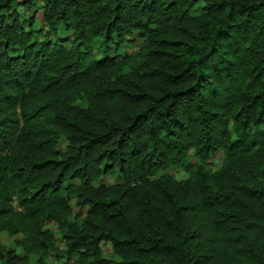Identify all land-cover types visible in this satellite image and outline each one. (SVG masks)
Instances as JSON below:
<instances>
[{
    "label": "trees",
    "instance_id": "1",
    "mask_svg": "<svg viewBox=\"0 0 264 264\" xmlns=\"http://www.w3.org/2000/svg\"><path fill=\"white\" fill-rule=\"evenodd\" d=\"M0 234V264H264V0H0Z\"/></svg>",
    "mask_w": 264,
    "mask_h": 264
},
{
    "label": "rangeland",
    "instance_id": "2",
    "mask_svg": "<svg viewBox=\"0 0 264 264\" xmlns=\"http://www.w3.org/2000/svg\"><path fill=\"white\" fill-rule=\"evenodd\" d=\"M38 39H40V37H38ZM130 51H133V50L130 49ZM222 159H223L222 155L220 153L217 154L213 159H211L209 161V163L207 164V168L210 170L216 169L217 167H219L221 165ZM170 173H174V171H170ZM117 181H118V179L116 176H111V177H103L101 180V183L113 184ZM57 238H58V236H57ZM13 240H14L13 238H8L6 235L0 234V244L1 245L12 246ZM61 247H62V244H61ZM103 252H104L105 257L110 256L111 250H110L109 246H103ZM18 253L20 254L21 251L18 250ZM29 264H34V261H31Z\"/></svg>",
    "mask_w": 264,
    "mask_h": 264
}]
</instances>
